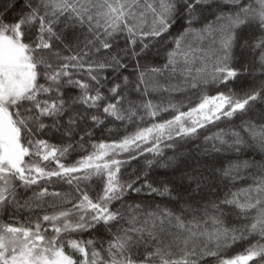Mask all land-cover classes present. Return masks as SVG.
<instances>
[{
	"label": "snow or ice",
	"instance_id": "6c2138e0",
	"mask_svg": "<svg viewBox=\"0 0 264 264\" xmlns=\"http://www.w3.org/2000/svg\"><path fill=\"white\" fill-rule=\"evenodd\" d=\"M0 264H264V0H0Z\"/></svg>",
	"mask_w": 264,
	"mask_h": 264
},
{
	"label": "trees",
	"instance_id": "16d2710c",
	"mask_svg": "<svg viewBox=\"0 0 264 264\" xmlns=\"http://www.w3.org/2000/svg\"><path fill=\"white\" fill-rule=\"evenodd\" d=\"M135 163V162H134Z\"/></svg>",
	"mask_w": 264,
	"mask_h": 264
}]
</instances>
